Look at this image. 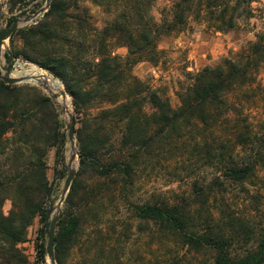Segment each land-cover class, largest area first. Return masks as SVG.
Segmentation results:
<instances>
[{"label": "trees", "instance_id": "16d2710c", "mask_svg": "<svg viewBox=\"0 0 264 264\" xmlns=\"http://www.w3.org/2000/svg\"><path fill=\"white\" fill-rule=\"evenodd\" d=\"M37 1L9 0L10 12ZM86 2L113 20L98 29L83 7ZM153 2L52 0L37 24L11 37L7 60L31 62L58 78L72 99L75 123L81 124L76 130L80 168L56 231L57 264H66L86 226L99 224L118 200L127 201L132 218L112 228L116 246L130 239L133 220L152 224L157 235L186 255H210L207 264H264V120L252 126L241 106L261 97L256 93L246 98L264 64V41L191 76L177 109L165 93L133 74L139 63L158 64L160 39L182 33L189 18H203L216 31L230 32L238 20L251 17L250 3L178 0L170 20L156 24L150 16ZM41 7L33 6L32 13ZM17 36L24 43L22 50L15 47ZM115 48H126L128 56L114 54ZM95 103L107 108L96 116L85 114ZM67 141L51 98L36 87L0 80V264H28L19 246L35 218L47 220L52 188L47 156L55 149L63 162ZM166 157L180 160L194 177L190 195L128 203L140 172ZM206 170L214 173L209 182L202 177ZM7 201L13 204L9 216L3 211ZM46 224L39 239L47 236ZM98 233L114 252L112 236ZM38 257L46 264L44 244ZM186 260L175 258L172 264Z\"/></svg>", "mask_w": 264, "mask_h": 264}, {"label": "rangeland", "instance_id": "374dc122", "mask_svg": "<svg viewBox=\"0 0 264 264\" xmlns=\"http://www.w3.org/2000/svg\"><path fill=\"white\" fill-rule=\"evenodd\" d=\"M177 2L178 0H154L150 10V16L154 22L161 24L165 19L170 20L172 16L171 11ZM248 2L250 3L248 11L251 13V17H244L238 20L236 28L230 32L216 31L203 18H189L186 23L187 26L182 33H174L160 39L158 44V49L161 52L160 62L158 64L139 63L134 68L133 74L153 90H160L165 93L172 108H179L181 106L179 94L192 84L190 81L191 76L208 67L218 66L227 58H234L250 44L257 43L261 39L264 41V0H248ZM37 4H42V7L36 13H32L33 6ZM46 4L47 0H39L22 11L11 13L9 0H0V33L11 28L16 21H20L19 29L16 33L37 24L47 11L34 21H32V18L35 14L42 11ZM83 7L89 10L94 17V24L98 29H103L106 23L113 20V15L105 14L101 8L91 2L84 3ZM14 44L18 50L24 49V43L20 36L15 38ZM11 51L12 43L10 39L6 42L2 52H0V73L5 75L8 67L11 68V75L14 78L30 77L32 71L42 73V76H36V78L49 82V85L50 80L58 81L62 85V92H66L62 82L58 78L48 71L41 69L38 65L22 59L9 62L7 54ZM112 51L114 54L124 58L128 56L126 48H115ZM19 73L22 74L18 75ZM16 86L36 87L50 98L49 94L36 84L22 83ZM256 93H261V97L245 101L241 104L245 116L254 127L260 126L264 120V64L260 70L257 84L251 89L246 98L248 99L250 95L254 96ZM244 95H238L237 98L242 101L245 98ZM59 98L60 95L58 94ZM67 98L70 102V113L75 118L72 99L69 95ZM58 99L52 101L60 114V118L65 125V131L68 134L67 121L69 113L66 114L65 109L57 102ZM235 101L238 100L235 99ZM92 106L85 114L96 116L103 108H107V105H100L99 103H95ZM80 128L81 124L78 121L76 130ZM76 154L75 166L78 172L80 168V155L77 139ZM71 155L72 149L67 141L63 162L57 158V151L55 149L50 151L47 156L49 167L48 178L52 185V195L48 200L46 210L48 211L53 206V214L50 221L59 214L62 216L65 211V202L60 206V200L68 178V164ZM185 166L178 159L166 157L158 165L149 168L147 171H141L139 181L128 203L144 204L152 201L154 198L156 200L169 201L173 200L175 196H189L195 179L189 171L185 170ZM213 174L211 170H206L202 172V177L209 182L212 180ZM249 188L253 191L256 190L255 188ZM240 198L243 199L242 196ZM126 203L127 201L121 200L114 202L107 208L99 224H88L86 226L84 238L69 252L66 264H117V262L120 264H172L175 258H184L186 256L187 260L185 264H207L209 262L210 255H186V250L179 248L170 240L157 235L153 225L147 222L132 220L133 231L130 234V239L127 242L122 241L120 245L116 246L112 228H116V225L119 227L123 222L129 221L132 218L131 210L126 206ZM238 204L243 209L241 200ZM12 210V202L7 201L3 207L5 215L9 216ZM46 223L47 220L41 222L39 218H35L27 231L26 242L19 246L28 264H42L38 260V249L42 244L47 247L48 240L47 236L41 239L39 237ZM99 231L105 232L107 236L110 234L108 236L110 238L112 236L111 249L113 247L115 249L114 252L110 251L107 243H103L98 233ZM46 264H49L48 257Z\"/></svg>", "mask_w": 264, "mask_h": 264}, {"label": "water", "instance_id": "95a60500", "mask_svg": "<svg viewBox=\"0 0 264 264\" xmlns=\"http://www.w3.org/2000/svg\"><path fill=\"white\" fill-rule=\"evenodd\" d=\"M51 2H52V0H47V4H46L45 8L42 11L35 14L32 18V21L37 19L44 12L48 11V9L50 8ZM19 25H20V21H16V22H14L12 27L9 28L7 31L0 33V52H2L4 46L6 45V42L9 41L11 39V37L18 31ZM0 80H2L7 85H19L22 83L36 84V85L40 86L43 90H45V92H47L49 94V96L52 100L56 101L58 99V94H55L53 92L52 88L49 85V82L41 81L35 77H28V76L14 78L11 75V68L10 67L7 68L5 75L0 73ZM61 95L64 98L68 97V95L64 91L62 92ZM67 132H68V142H69V145L72 149V155L70 156V160H69V164H68L69 173H68V178H67L65 185H64V188H63L62 197L60 200V206L63 205V203L65 202V200H66V198L70 192L72 183H73V181L76 177V174H77V169L75 166L76 156H77V154H76V125H75V118H74L73 114H71V113H69V115H68ZM51 195H52V188H51L50 197H51ZM52 207L53 206H51V208L47 211L46 228H47V240L48 241H47L46 251H47V257L49 260V264H57L56 255H55V239H56L57 226H58V222L61 218V214L57 215L55 218H53L50 221L51 216L53 214Z\"/></svg>", "mask_w": 264, "mask_h": 264}, {"label": "bare ground", "instance_id": "6f19581e", "mask_svg": "<svg viewBox=\"0 0 264 264\" xmlns=\"http://www.w3.org/2000/svg\"><path fill=\"white\" fill-rule=\"evenodd\" d=\"M22 73H19L18 75H21ZM42 73H38V72H35V71H32L30 73V77H35L38 76H42L41 75ZM38 80H40V78H37ZM50 85H51V88L53 90V92L55 94H59L60 95V98L58 99V103L65 109V112L66 114L70 113V102H69V99L68 98H62L61 97V94H62V85L60 84V82L58 81H54V80H50Z\"/></svg>", "mask_w": 264, "mask_h": 264}]
</instances>
